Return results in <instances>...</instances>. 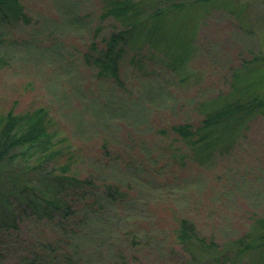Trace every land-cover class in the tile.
<instances>
[{
	"label": "rangeland",
	"instance_id": "374dc122",
	"mask_svg": "<svg viewBox=\"0 0 264 264\" xmlns=\"http://www.w3.org/2000/svg\"><path fill=\"white\" fill-rule=\"evenodd\" d=\"M132 1L133 26L102 19V0H20L26 20L0 18V116L46 108L62 154L37 165L14 150L7 190L26 184L36 202L64 191L73 210L62 224L44 202L34 213L9 196L21 225L0 264L34 253L42 264H206L221 253L222 264H264V247L236 253L264 232V0ZM126 29L116 75L100 73L96 50ZM251 103L232 127L201 128L226 104ZM184 125L199 133L184 139ZM181 220L211 248L182 243Z\"/></svg>",
	"mask_w": 264,
	"mask_h": 264
},
{
	"label": "trees",
	"instance_id": "16d2710c",
	"mask_svg": "<svg viewBox=\"0 0 264 264\" xmlns=\"http://www.w3.org/2000/svg\"><path fill=\"white\" fill-rule=\"evenodd\" d=\"M102 1L104 3V12L101 15L102 19H105L107 17H114L116 19L127 18L132 21L131 26L139 21L140 12H138L137 9L138 3H136L135 1ZM182 5V3H178L169 6L181 7ZM160 11L161 10L154 12L157 17L160 14ZM9 17L17 19L21 18L23 20H26V16L23 13V7L20 3V0H0V18L4 21ZM128 33L129 29L112 33L109 38L103 41L104 47L100 50L96 48V45L94 43H92V49H97V55L94 57L91 64L97 67L100 73H108L111 76L116 75L118 62L123 53L122 48L127 42ZM86 58L87 57H85V59ZM253 107L254 104L252 103L245 106L226 104L222 109L208 114L202 121L201 128L210 129L220 126L221 124H226V128L232 127L233 124L239 120V117L234 119L238 111L243 110L244 108L251 109ZM52 124L53 121L49 116L48 111L44 107L37 108L30 112H25L22 115H15L11 111H9L5 115L0 116V186L5 187L4 192H6V194L0 193V246L1 243H3V240L17 233L21 225V221L14 209L10 207L8 208L6 206L9 200V196L15 197L19 201H24V199H27V201L25 202H28L29 205H31L34 213L38 212L36 205H40V201L44 202L45 206L43 209L50 212L53 210H58L64 214V217L60 219L62 224L65 223L63 219H67L73 214V210L69 205H67L66 200L63 198L64 191H61V189L60 191L62 192V195L59 193L58 189L54 190L53 188H50V190H52L53 192L58 191V197H55L53 199H47L43 197L42 192L41 194L33 193L34 197L38 199L37 202L33 197H30L28 194H26L28 189L26 184L16 188V190H7V186L13 188L15 187V185H10V182H8L9 175L11 174V169H5L3 165H7L14 158V150L22 148V154L26 153L25 156L27 157V159L36 154L35 161L37 160V165H42L51 159H57L62 156L59 151L54 150V134L50 131V126H52ZM175 130L184 139H192L196 134L199 133V130L191 132L189 130V127L185 125L176 126ZM204 137L205 136L201 135L197 139H194V142L203 143L205 142ZM68 159L69 161L65 165L59 167V169L63 172H68L70 169L71 156L68 157ZM24 171L25 170H23V172ZM54 179L56 180V184L62 185L68 183L69 177L54 175ZM16 191L18 192V194H16ZM261 225H264V221H261ZM177 231L178 238L182 243L196 240L201 248L207 250H209L213 245L210 244V247H208L202 239L196 236L193 230V225L186 220H181L179 222V229ZM245 238L239 239L238 246L240 247L239 251H237L236 253H245L249 249L264 247V232H258L257 234L255 233L252 238H250L249 236L250 239ZM65 258V261L67 262L66 264L72 263L69 256L66 255ZM2 260L3 259L0 258V262ZM225 260H227L226 256L221 253L218 257L214 258L212 262L208 261L206 264H222L221 262ZM18 262L19 264H42V262H45V259L39 254L34 253L32 255V259L26 257V259L22 262H20V260Z\"/></svg>",
	"mask_w": 264,
	"mask_h": 264
}]
</instances>
